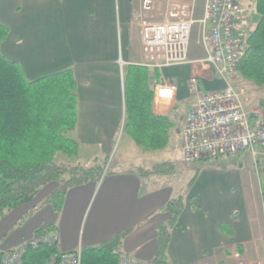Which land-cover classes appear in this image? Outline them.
Returning <instances> with one entry per match:
<instances>
[{
  "label": "crops",
  "instance_id": "1",
  "mask_svg": "<svg viewBox=\"0 0 264 264\" xmlns=\"http://www.w3.org/2000/svg\"><path fill=\"white\" fill-rule=\"evenodd\" d=\"M183 1L194 4L199 19L204 0ZM162 6L156 0V7ZM138 9L139 0H0V25L8 30L0 52L6 59L19 64L30 81L73 71L78 99L77 158L85 147L92 157L87 160L86 167H90L99 162L100 155H109L118 140L121 153L99 182L70 189L60 213L41 207L50 193L45 189L32 202L7 213L0 222V251L18 246L31 239L36 229L52 225L59 233V253L95 247L125 233L120 252L153 260L157 228L170 218L161 212L163 207L182 195L196 177L171 232L167 264H234L236 253L264 264V196L251 174L245 178L240 163L241 159L252 162L249 152L234 156L238 164H223L218 158L187 165L183 178L175 182L164 180L166 175L142 178L134 172L163 163H150L159 153L169 155H165L167 162H182L181 131L197 102L188 89L190 76L197 75L204 90L224 86L207 64L158 70L160 78H152L151 83L152 112L167 117L173 129L166 149L142 152L123 132L124 74L143 61L140 27L134 22ZM204 57L198 35L190 43L188 58L199 61ZM165 82L176 86L171 101L155 97L156 86ZM263 104L264 100L251 107ZM261 158L264 162V151ZM259 172L264 176V168ZM222 225L229 227V235L220 230Z\"/></svg>",
  "mask_w": 264,
  "mask_h": 264
},
{
  "label": "trees",
  "instance_id": "2",
  "mask_svg": "<svg viewBox=\"0 0 264 264\" xmlns=\"http://www.w3.org/2000/svg\"><path fill=\"white\" fill-rule=\"evenodd\" d=\"M250 8L255 26L236 71L241 78L261 88L264 87V0H255ZM7 36V28L0 25V47ZM148 70L130 66L125 71L123 132L142 152L154 153L169 146L173 124L167 117L155 116L152 112V78L158 80L160 73L156 69L152 73ZM77 120L76 81L71 69L30 81L19 64L0 52V222L7 213L32 202L42 189L54 184L56 187L41 207L49 206L60 213L70 189L97 183L107 175L97 163L85 168L56 162L59 154L71 159L78 157L79 144L74 138ZM174 171L173 163L163 162L134 172L146 178ZM195 178L182 195L170 200L161 211L170 218L157 228L153 259L156 263L167 264L171 232L184 211L185 195ZM52 229H55L52 225L43 226L34 231L33 237ZM220 230L230 233L227 225L220 226ZM125 236V233L118 234L103 244L82 249V264H117L119 246ZM57 253V246L43 245L29 250L24 264H44ZM3 254L0 251V261Z\"/></svg>",
  "mask_w": 264,
  "mask_h": 264
},
{
  "label": "built area",
  "instance_id": "3",
  "mask_svg": "<svg viewBox=\"0 0 264 264\" xmlns=\"http://www.w3.org/2000/svg\"><path fill=\"white\" fill-rule=\"evenodd\" d=\"M244 1L204 0L201 17L196 19L193 3L165 0L163 20L154 22L151 19L156 0H139L134 21L140 27L141 66L161 70L202 63L213 66L216 75L224 81L221 89L211 91L201 88L197 75L188 79V89L197 96V102L187 113L181 131V160L185 164L247 151L256 167H259V159L264 151V104L251 107L247 92L234 85L239 77L236 68L255 26L254 15ZM195 25L198 26L199 44L205 57L190 61L188 49ZM173 86L176 92V86L172 83L157 85L155 97L163 99L158 95L160 88ZM58 242L59 233L52 229L5 251L0 264H24L29 250H37L43 245L57 246ZM233 260L234 264H262L250 262L239 253L233 255ZM44 264H82L81 250L57 253ZM117 264L160 263L119 251Z\"/></svg>",
  "mask_w": 264,
  "mask_h": 264
},
{
  "label": "rangeland",
  "instance_id": "4",
  "mask_svg": "<svg viewBox=\"0 0 264 264\" xmlns=\"http://www.w3.org/2000/svg\"><path fill=\"white\" fill-rule=\"evenodd\" d=\"M160 1L163 3V6H162V8H158V7L155 8V11L153 13V18L151 19L154 22H161L163 20V14L165 11V0H160ZM254 2H255V0H248V1H246L245 5L248 6L250 3L253 5ZM247 3H248V5H247ZM251 4H250V6H251ZM195 14H197L196 11H195ZM195 17H196V15H195ZM135 23H136V25H139L138 22H135ZM254 23H255V20H254ZM197 29H198V26L195 25L193 27V31L191 34V41L192 42H195L198 38ZM148 69H151V68H148ZM153 70H155V69H153ZM156 70H158V69H156ZM234 85L236 88L243 89L245 92H247L248 96L250 97V103H249L250 106H254L258 103V101L264 100V87H261V88L257 87L252 82L244 80L240 76L238 77V79L236 80V83ZM119 142H120V140L116 141L115 149L113 151H111V153L109 155L104 154V155H100L98 157L99 162L97 164L101 165L102 168L105 170V172H108L109 169L112 170L114 168V164H116L120 160L121 153H120V150H117ZM165 155H168V154H166V153L156 154L155 156L150 158V163L151 162H167L169 160L167 158H169V157H166ZM234 156H232V157L230 156V158L229 157H221V159H219V162L223 163V164H238V159ZM91 158L92 157L87 152V149L85 147H83L82 148V154L79 158H72L71 159V158H68L62 154H59L56 157V162L59 164H65V165H71V166L81 165L85 168H88V167H86L87 166V160H89ZM253 161L254 160H252V162H249V163L246 161L244 163L242 159L240 160V163L242 166L241 168L243 170V174L245 175V178L247 180L249 179V175L251 174L253 184L256 186L258 183V187L260 186V189L262 191H264V176H261V174L259 172V169L261 171L264 168V162L262 161V158H260L259 163H258L260 168H258V167H256V164ZM172 163H173V165H175V172H170V174L166 175V177L164 178V180H166V181H172V182L179 181L180 179L183 178V173H184L183 171H185V167L187 165H192V164H185V163L177 161V160L176 161L173 160ZM179 176H180V178H179ZM55 187H56L55 184L47 186L44 188L45 189L44 191L45 192H47V191L51 192ZM263 213H264V210H263Z\"/></svg>",
  "mask_w": 264,
  "mask_h": 264
},
{
  "label": "clouds",
  "instance_id": "5",
  "mask_svg": "<svg viewBox=\"0 0 264 264\" xmlns=\"http://www.w3.org/2000/svg\"><path fill=\"white\" fill-rule=\"evenodd\" d=\"M175 92V88L173 87H161L158 95L166 101H171Z\"/></svg>",
  "mask_w": 264,
  "mask_h": 264
}]
</instances>
